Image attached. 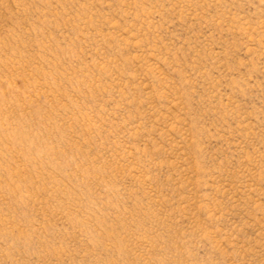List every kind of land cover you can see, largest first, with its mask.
<instances>
[{
    "label": "rangeland",
    "instance_id": "rangeland-1",
    "mask_svg": "<svg viewBox=\"0 0 264 264\" xmlns=\"http://www.w3.org/2000/svg\"><path fill=\"white\" fill-rule=\"evenodd\" d=\"M0 264H264V0H0Z\"/></svg>",
    "mask_w": 264,
    "mask_h": 264
}]
</instances>
